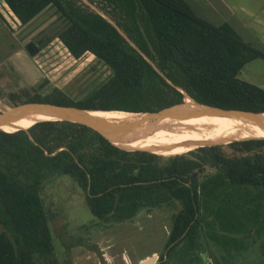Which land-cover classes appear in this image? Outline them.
Segmentation results:
<instances>
[{"label": "trees", "instance_id": "trees-1", "mask_svg": "<svg viewBox=\"0 0 264 264\" xmlns=\"http://www.w3.org/2000/svg\"><path fill=\"white\" fill-rule=\"evenodd\" d=\"M5 1L22 26L53 11L63 23L54 37L71 55L78 60L92 53L112 71L83 99L59 87L46 92L49 80L12 91L8 101L15 111L64 106L184 114L199 112L200 103L264 113V87L241 78L249 62L264 59V49L247 42L230 23L201 17L187 0H104L120 16L88 0L111 20L83 0ZM50 41L31 40L26 50L36 57ZM30 132L34 139L25 130H0V208L13 225V235L0 231V264H60L42 195L60 175L75 179L101 220L124 222L145 210L178 207L168 253L186 245L197 263L205 236L226 238L229 244L237 237L260 239L264 245L260 136L187 154L165 147L157 151L172 156L165 157L116 146L92 126L71 121L39 122Z\"/></svg>", "mask_w": 264, "mask_h": 264}, {"label": "rangeland", "instance_id": "rangeland-1", "mask_svg": "<svg viewBox=\"0 0 264 264\" xmlns=\"http://www.w3.org/2000/svg\"><path fill=\"white\" fill-rule=\"evenodd\" d=\"M96 1L109 11H114L108 2ZM83 2L104 14L88 0ZM192 4L199 14L211 8L201 1H193ZM114 12L120 16L118 11ZM50 14H44L26 29V31L32 29L33 34L26 39L25 44L34 39L50 41V37H53L38 56L33 57L22 50L18 55H12L2 61L5 66L0 68L2 113L13 109L8 101V94L12 91L38 87L49 80L45 87L46 92L59 87L73 98L83 99L112 75L111 69L92 53H87L78 60L73 58L59 38L54 37L57 30L63 27V23L56 15ZM213 21L217 24L221 22L217 18ZM4 36L2 33V37ZM243 36L253 46L264 49V35ZM241 78L264 87V59L249 62L244 67ZM135 114L138 117L162 114L167 117L164 126L170 125L171 119L178 118L163 113ZM135 114L127 116L134 117ZM154 122L152 123L161 126L156 120ZM225 151L233 153L230 147H226ZM156 154L167 157L161 152ZM42 195L60 264H159L165 260L166 264H264V255H237L236 252L233 255H202L201 262L197 263L193 252L189 251L186 245H180L168 253L167 246L174 225V215L179 211L174 205H166L151 212L142 211L135 219L129 221L101 220L91 212L85 191L69 175L53 178L45 185ZM12 226L0 208V231H7L13 235ZM239 244L240 241H237L230 245L234 247Z\"/></svg>", "mask_w": 264, "mask_h": 264}, {"label": "bare ground", "instance_id": "bare-ground-1", "mask_svg": "<svg viewBox=\"0 0 264 264\" xmlns=\"http://www.w3.org/2000/svg\"><path fill=\"white\" fill-rule=\"evenodd\" d=\"M196 104L200 109L199 112L175 115L178 118L171 119V124L165 126L167 117L162 114H147L138 117L135 112L129 111L97 112V110H92L91 113L112 123L136 126V128L127 131L123 141L117 143L123 148L157 152L165 147L175 153H188L206 144H228L255 136H260L257 139L264 138V130L256 123L243 118L227 116L226 112L204 104ZM209 109L213 112H209ZM130 114H135V116L128 117L127 115ZM54 119L56 118L51 116L33 115L26 117L16 126L29 129L39 122ZM154 120L161 126L154 124ZM4 129L14 133L18 128L4 127Z\"/></svg>", "mask_w": 264, "mask_h": 264}, {"label": "crops", "instance_id": "crops-1", "mask_svg": "<svg viewBox=\"0 0 264 264\" xmlns=\"http://www.w3.org/2000/svg\"><path fill=\"white\" fill-rule=\"evenodd\" d=\"M187 1L194 10L193 1H201L210 5L211 8L209 7L205 13L199 14L195 11L201 17L213 23L214 18L220 19V23H230L242 37H244V34L252 37L264 35V0ZM52 12L48 11L46 13L50 14ZM32 24L22 26L20 20L6 1L0 0V68L5 67L2 61L9 59L12 55H18V52H22V50L27 51L25 42L33 34V30L26 31V29L32 26ZM2 33L5 35V38L2 37ZM226 240V238H221L218 241H214L210 238H204L203 245L199 250L200 255H233L235 252L237 255H264V245H262L260 239L254 241L253 239L237 237L235 240L236 242L240 241V244L234 247Z\"/></svg>", "mask_w": 264, "mask_h": 264}, {"label": "water", "instance_id": "water-1", "mask_svg": "<svg viewBox=\"0 0 264 264\" xmlns=\"http://www.w3.org/2000/svg\"><path fill=\"white\" fill-rule=\"evenodd\" d=\"M211 108L226 112L228 114L227 116L238 117V118H243V119L252 121L256 123L261 129L264 130V113H261V114H250L249 113L248 114V113H243L240 111L225 110V109L214 108V107H211ZM91 111L92 110H86V109H81L77 107H64V106H41V107L31 108L26 111H15V109L13 108L11 111L0 113V130L5 131L4 127H16L18 128L17 131L25 130L30 134L31 138L34 139L30 132V128L26 129V128L17 127L16 124L22 121L23 119H25L26 117L33 116V115L51 116V117L56 118L53 121H71V122H75L79 124H85V125L92 126L96 130L105 134L117 146V143H119V141H123L127 131L136 128V126L134 125H127V124H122V123L121 124L112 123L111 121H108L102 117L93 115ZM155 113L167 114L164 112H155ZM168 115L179 116L183 114H168ZM217 145H224V144H217ZM205 146H214V145L206 144V145L199 146L197 149L201 147H205ZM127 151H130V150H127ZM132 151H147V150L136 149ZM180 155H183V154H180ZM173 156H178V155H173ZM167 157H172V156H167Z\"/></svg>", "mask_w": 264, "mask_h": 264}, {"label": "built area", "instance_id": "built-area-1", "mask_svg": "<svg viewBox=\"0 0 264 264\" xmlns=\"http://www.w3.org/2000/svg\"><path fill=\"white\" fill-rule=\"evenodd\" d=\"M67 49V48H66ZM68 50V49H67ZM69 52V51H68ZM70 53V52H69ZM70 55H71V53H70ZM72 56V55H71ZM74 58V57H73Z\"/></svg>", "mask_w": 264, "mask_h": 264}]
</instances>
